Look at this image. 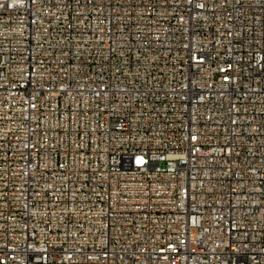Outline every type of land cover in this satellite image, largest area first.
I'll use <instances>...</instances> for the list:
<instances>
[{"label":"built area","instance_id":"built-area-1","mask_svg":"<svg viewBox=\"0 0 264 264\" xmlns=\"http://www.w3.org/2000/svg\"><path fill=\"white\" fill-rule=\"evenodd\" d=\"M0 264H264V0H0Z\"/></svg>","mask_w":264,"mask_h":264}]
</instances>
